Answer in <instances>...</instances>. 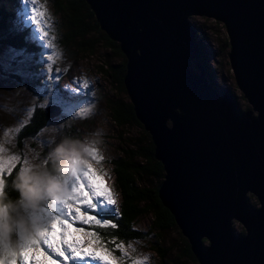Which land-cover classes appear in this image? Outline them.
Here are the masks:
<instances>
[{
	"label": "water",
	"instance_id": "water-1",
	"mask_svg": "<svg viewBox=\"0 0 264 264\" xmlns=\"http://www.w3.org/2000/svg\"><path fill=\"white\" fill-rule=\"evenodd\" d=\"M84 2L124 56L122 86L163 171L157 198L197 264H264V0ZM191 15L222 22L227 61L249 109L218 93L198 62L199 72L192 70ZM44 112L52 118L59 108Z\"/></svg>",
	"mask_w": 264,
	"mask_h": 264
},
{
	"label": "rangeland",
	"instance_id": "rangeland-1",
	"mask_svg": "<svg viewBox=\"0 0 264 264\" xmlns=\"http://www.w3.org/2000/svg\"><path fill=\"white\" fill-rule=\"evenodd\" d=\"M57 2L37 0L36 5H26V0H0V10L1 7L5 10V25L18 32L24 31V42L34 45L33 52L9 44L0 46V145L5 149L2 155L5 158L19 156L18 170L26 166L25 160L27 166L44 164L51 148L62 138L67 136L81 141L90 140L94 138L93 133L100 131L103 143L99 146L89 145L90 150L84 161L91 166L96 186L101 189L106 187L113 192L115 207L118 208L119 195L114 184L111 160L119 157L123 149L130 148L133 142L142 143L145 140L144 130L131 122L117 125L110 117L109 101H128L125 91H121L117 82L109 76L112 72L109 67L118 65L120 57L104 44L101 32L92 28L83 36L88 39L86 49H80L75 44L76 38L67 40L64 36L66 21ZM31 7H37L45 13L48 36L44 39H38L36 26L24 19L30 14ZM188 21L195 30V39L202 44L207 81L218 93H231L237 109H249L250 106L235 85L227 61L229 47L222 22L199 15H191ZM48 55H53V61L47 60ZM196 62L202 65L198 56L197 60L190 61V66L193 71L199 72ZM49 64L53 67L51 79L47 72ZM100 67L106 69L107 73L101 72ZM74 80L78 83H74ZM85 81L87 87H83ZM77 87L80 88L78 91L75 90ZM45 105H57L59 113L48 118L43 129L36 135L19 137L18 131L33 109H42ZM93 148L94 153L91 151ZM74 180V177H69L65 183L71 187ZM144 181L140 184H156L153 179ZM247 202L258 206L256 198L250 194ZM59 207V202L47 199L39 211L41 220L45 223ZM105 211H112L111 206L102 207L100 214ZM78 226L68 230L70 241H81L87 245L83 248L84 252L94 251L97 256L109 260L110 264H117L105 254L104 247H97L95 241L88 243V237L76 232L75 227ZM231 226L235 234L244 232L236 221H232ZM84 227L89 230V226ZM133 227L143 233L142 238L115 240V244L123 243L127 251L123 264H132L133 260H143L145 257L148 258L146 264H197L195 259L185 254L184 238L177 227H154L150 213L139 215ZM115 244L109 241L104 245L120 257L121 251ZM86 264L94 262L88 261Z\"/></svg>",
	"mask_w": 264,
	"mask_h": 264
},
{
	"label": "trees",
	"instance_id": "trees-1",
	"mask_svg": "<svg viewBox=\"0 0 264 264\" xmlns=\"http://www.w3.org/2000/svg\"><path fill=\"white\" fill-rule=\"evenodd\" d=\"M57 7L62 11L66 21L67 30L64 35L65 38L69 41L76 38L75 44L80 49H86L88 46V39H84L83 36L86 35L90 28L101 32L104 44L111 48L121 59L118 65L109 67L112 71L109 76L112 81L117 82L121 91H124L121 83L124 72V56L119 51L117 43L108 39L107 36L98 29L97 23L84 0H58ZM4 11L5 10L1 7L0 46L9 44L13 47L24 48L33 52L34 45H29L24 42V31L18 32L14 29H9L5 25ZM196 43L198 47L197 53L202 62L201 67L205 71L206 66L203 62L204 55L202 53V44L197 40ZM100 70L101 72L107 73L106 69L100 67ZM108 108L111 119L117 125L131 122L142 128L141 124L134 116L132 105L129 101L124 103L119 100L109 101ZM47 120L48 118L45 116L44 108H34L28 120L20 127L18 131L19 137L27 138L36 135L43 129ZM143 135L145 140H143L142 143L137 141L133 142L130 148L123 149L119 157L111 160L114 184L119 195L118 209L120 216L114 217L108 215L106 218L113 219L114 222L118 224V227L112 229L111 227L100 228L98 226H93L92 229H89L97 231L101 235L104 244H107V242L111 241L113 238L117 241H130L142 238L143 233L136 230L133 224L135 219L144 213H150L152 215V225L158 229L176 227L171 214L161 205L157 198V187L162 180L163 171L161 164L153 158L152 144L147 132L144 131ZM44 166L51 167V162L47 161V157ZM18 172L19 170L16 167L11 175L5 173V180L7 182L5 199L11 200L12 202H16L20 198V193L13 187V181ZM148 179L155 180L156 184L154 186L140 184ZM183 242L185 254L190 259H194L189 251L186 240L183 239Z\"/></svg>",
	"mask_w": 264,
	"mask_h": 264
},
{
	"label": "snow or ice",
	"instance_id": "snow-or-ice-1",
	"mask_svg": "<svg viewBox=\"0 0 264 264\" xmlns=\"http://www.w3.org/2000/svg\"><path fill=\"white\" fill-rule=\"evenodd\" d=\"M27 3L36 5L37 0H26V5ZM24 19L36 26L39 33L38 39L48 36V32L45 30V13L39 11L37 7H31L30 14ZM47 60L53 61V55H48ZM47 72L51 79L53 72L51 64L48 65ZM74 83H78V81L74 80ZM87 86L88 83L85 81L83 87ZM79 89V87L75 88L77 91ZM4 151V147L0 145V194L5 195L7 183L5 173L11 175L21 158L16 155L5 158L2 155ZM91 151L94 153L95 149L93 148ZM24 163L26 166L21 167L19 171L28 167L26 160ZM79 163L81 167L73 176L75 180L71 187H68L67 194L59 200H55L59 202L60 207L55 210V214L44 223V227L36 235L29 237L17 232L15 236L18 240V247L13 248L7 238L0 233V264H86L88 261L94 262V264H110L109 260H106L104 256H97L94 251L84 252L83 248L87 246L85 243L68 239V230L75 225H79L75 227L76 232L89 238L88 243L95 241L97 247H104L105 254L111 258V261L123 264L124 257L127 256L123 243L115 244L114 238L110 241L121 251L122 255L117 257L113 254V250L104 245L103 239L97 231L86 230L84 227L89 226V229H92L93 226H98L116 229L118 224L106 216L119 217L120 212L115 207L116 199L113 192L106 187L98 188L94 183L91 166L86 161ZM104 206H111L112 211H105L102 216L100 209ZM147 259V257L143 260L135 259L132 264H146Z\"/></svg>",
	"mask_w": 264,
	"mask_h": 264
},
{
	"label": "clouds",
	"instance_id": "clouds-1",
	"mask_svg": "<svg viewBox=\"0 0 264 264\" xmlns=\"http://www.w3.org/2000/svg\"><path fill=\"white\" fill-rule=\"evenodd\" d=\"M92 136L93 139L84 141L66 136L49 151L47 161L51 162L50 168L36 164L19 171L13 181V187L20 193L18 201L6 200L5 195L0 194V233L13 248L18 247L17 232L30 237L44 227L39 215L43 203L66 195L68 186L65 181L79 170V162L84 161L89 145L103 143L100 131Z\"/></svg>",
	"mask_w": 264,
	"mask_h": 264
}]
</instances>
